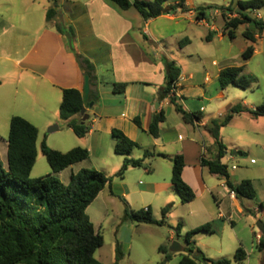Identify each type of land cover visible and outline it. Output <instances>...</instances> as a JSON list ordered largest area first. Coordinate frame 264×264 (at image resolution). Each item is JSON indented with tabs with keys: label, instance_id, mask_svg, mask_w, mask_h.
<instances>
[{
	"label": "crops",
	"instance_id": "0c3cea01",
	"mask_svg": "<svg viewBox=\"0 0 264 264\" xmlns=\"http://www.w3.org/2000/svg\"><path fill=\"white\" fill-rule=\"evenodd\" d=\"M178 3L180 1L174 5ZM185 6L188 9L191 7L187 1ZM52 9L55 12L49 24L47 15ZM188 12L190 17L195 16L197 22L206 21L198 20L197 13L193 10L189 9ZM223 14L231 17L229 11L217 8L214 12V15H220L223 20L222 32L219 34L221 38L227 36L223 31ZM159 18L174 21L181 16L163 15L146 21L134 8L125 11L108 0H0V127L5 130L9 124L10 128V121L16 116L34 125L39 131L37 159L39 151L42 153L44 141L48 147L61 153H67L76 147L87 149L88 160L56 175L65 185L70 183L71 175L83 169L98 170L108 177L113 175L111 173L118 172L125 157L115 154L112 132L121 131L139 146L132 152L130 159L141 160L146 151L154 153L155 156L146 160L145 168H130L122 180L118 179V182L107 186L88 207V216L90 208L97 204L95 214L103 217V223L112 217L116 209L120 224L129 223L131 228H136V224L125 219L128 210L150 208L156 220H160L155 211H162L166 206L172 205V211L165 218L163 226L171 231L163 241L156 242L158 247L168 252L166 243L169 242V246L174 243L178 227L179 235L182 232L186 235L209 224L212 232L197 234L189 245L190 249L195 248L198 235L206 234L213 238L209 244L214 246L212 250L218 254H235L241 247L248 255L245 262L261 264L264 250H260L258 245L264 240V234L257 231L256 225L259 221L264 223V144L259 141L264 136L262 123H251L246 129L250 140L245 148L250 155H261L260 164L257 165L252 159L251 164L254 166H247L240 173L237 172L236 165L235 170L231 168L232 172L228 167L229 180L233 185L250 180L256 190V200L239 199L228 189L225 179L212 175L202 166L203 159L214 160L218 155L214 139L205 130V126L214 116L206 113L210 101L222 98L223 95L219 93L215 98H207L206 89L196 83L204 69L188 67L182 57L178 58L186 53L189 40L181 41L182 46H179L177 52H169L164 35L152 28L153 22ZM56 24L73 31V36L70 34L72 46L94 64L97 77L92 98L97 94L98 99L85 106L89 133L81 142L66 150L59 147L66 145L67 137H59L57 141L55 137H51L55 132L47 133L46 129L57 126L58 131H61L59 109L63 92L75 89L84 95L86 77L67 38L56 30ZM176 24L179 22L176 21ZM211 31L218 30L213 25ZM261 35L257 34L256 38ZM165 59L181 66L176 96L183 109L189 114L203 115L202 120L195 121L194 125L183 121L170 98L159 100L160 93L166 87ZM200 63H203L201 59ZM218 65L217 61L212 62V66L216 67L214 72L217 79L223 70L230 68ZM204 79L206 84H211V78L206 72ZM114 84H126L124 94H115ZM187 99L191 103L186 104ZM203 100L205 104H194ZM160 111L165 114V122L160 125V137L155 139L148 130ZM227 113L225 109L219 115L221 117ZM172 116L177 121L168 123ZM135 118L140 119L141 127L134 123ZM62 127L74 134L66 125ZM54 143L57 146L54 147ZM256 150L258 153H255ZM239 151L241 155L247 154L245 150L239 149L234 155ZM7 153V139L0 136V161L5 162L6 166ZM158 154L169 157L180 155L184 158L182 178L196 194L193 202H181L171 184L172 163L158 157ZM227 155L228 150L225 156ZM222 163L225 164L223 160ZM132 172L137 173L144 181L140 182L138 188L129 182ZM119 199H123L126 204L121 209L117 205ZM89 218L94 225L92 218ZM98 223L102 227L103 224ZM142 243L144 239L136 236L133 231L120 238L117 251L119 250L123 258L122 249L131 250L134 246L140 247Z\"/></svg>",
	"mask_w": 264,
	"mask_h": 264
},
{
	"label": "trees",
	"instance_id": "16d2710c",
	"mask_svg": "<svg viewBox=\"0 0 264 264\" xmlns=\"http://www.w3.org/2000/svg\"><path fill=\"white\" fill-rule=\"evenodd\" d=\"M122 10L134 8L144 20H150L163 15H175L177 10L186 11V0H181L175 6H168L170 0H155L153 2L143 0H108ZM264 8V0L239 1L237 4V16L224 18V34L230 40L236 39L240 26H253V30L247 29L243 37L252 45L242 53V59L249 61L254 53L256 35L264 33V22L261 19H253L248 12H255ZM198 10L197 19L206 17L205 10ZM223 11L231 12V9L221 7ZM54 10H49L47 21L50 24L54 16ZM56 30L63 36L73 31L64 29L60 24L55 25ZM215 33L211 32L207 41L213 39ZM182 46V42L180 43ZM77 62L85 77L89 79V95L87 100L78 90L68 89L63 92V99L59 109L60 120L79 138H84L89 133V127L83 121L86 114L82 115L85 106L98 99L93 96V88L97 85L96 69L94 64L83 54L71 47ZM166 87L160 93L159 100L170 98L175 111L182 116L185 123L194 125L195 121L202 120V113L189 114L179 102V98L172 94V89L178 84L181 69L174 62L165 59ZM244 66L230 67L223 70L218 83L222 90L234 86L248 90L254 84V79L244 74ZM126 84H114L115 94L122 95ZM248 113L254 118L264 117V105L254 110H249L242 103L232 107L222 118L211 120L205 126V130L212 136L218 147V155L214 160H202V166L221 179L226 180L228 189L235 193L239 199L256 200L257 193L250 180H244L238 185H233L229 180V172L226 164L222 163L227 148L221 137L222 128L228 126L237 116ZM165 122V114L160 111L150 128L149 134L158 139L160 137V125ZM134 123L141 127L139 118ZM38 129L21 117H13L10 121L9 135L7 138L8 153L7 166L0 161V264H101L95 259L96 252L104 246V237L100 230H96L88 214V207L95 201L98 195L111 186L113 178L103 172L94 169H83L71 175L70 183H62L57 174L71 166L82 163L89 158V151L83 148H74L67 153H61L50 149L46 142L42 143V153L46 158L52 173L41 178L31 179V173L37 162ZM112 137L115 141L114 152L118 156L125 157L122 168L116 178L122 180L130 168H145L146 160L155 154L146 151L141 160L130 159L132 152L138 148V144L128 139L121 131L113 130ZM238 154H242L240 151ZM160 158L172 163L171 184L183 204H188L196 199V194L188 186L182 173L185 167L184 158L180 155L169 157L158 154ZM173 206L168 205L162 209V218L156 220L150 208L139 211L128 210L125 219L136 225L165 226V218L172 211ZM262 208V205H261ZM180 228L176 229L179 235ZM211 226L206 224L185 235V242L190 245L192 239L199 233H211ZM258 248L264 250V240H261ZM167 254V251L160 248ZM192 254L193 250L189 249ZM204 264H243L248 255L243 248H238L232 260L222 258L211 260L200 253ZM120 256V254H119ZM121 257V256H120ZM118 257V259H120ZM167 255L163 264L171 261ZM181 264H196V261L187 256H182ZM264 264V260L262 261Z\"/></svg>",
	"mask_w": 264,
	"mask_h": 264
},
{
	"label": "rangeland",
	"instance_id": "374dc122",
	"mask_svg": "<svg viewBox=\"0 0 264 264\" xmlns=\"http://www.w3.org/2000/svg\"><path fill=\"white\" fill-rule=\"evenodd\" d=\"M143 1L153 2L155 0ZM179 1L181 0H170L167 5L175 6L174 4ZM186 1L191 5L189 9L195 11L197 14L199 9L210 7V9L205 10V22H197L195 16L190 17L188 12L189 9L183 11V16V12L181 10H177L175 15L178 17L181 16V18H178L174 21H170L165 18H159L153 22L152 28L164 35V40H166V42L168 43L166 45L168 51L172 53L178 51L181 41H183L184 39H188L190 45L186 53L179 55L178 58L182 57V59L187 62L186 64L189 65L188 67H193L194 69H204L202 70L203 74L198 77L196 83L202 86L203 89H206L208 99L215 98L219 93H222V98H215L210 101V105L207 108L206 115L214 116V119H222L224 116L220 117L219 113L225 109L227 113L228 110L236 105L243 103L249 110H254L257 107L264 105V33L260 38L257 39L256 43L253 45L255 49L253 57L249 61H244L242 59V53L248 46L252 44L243 37V33L247 29L253 30V26L243 25L239 27L236 34V39L234 40H230L228 36L221 38L219 34H221L222 32L223 20L220 15H214V12L217 8L221 9V7H225L231 9V12H229V15H231V17H229L228 15L227 17L235 18L238 12V2L247 0ZM248 15L253 19L259 18L264 22V8L255 12H248ZM176 21H178L179 24H176ZM213 25L218 31H211V27ZM211 32L215 33L214 37L211 41H207V37ZM67 34L70 33H66L65 37ZM188 56L191 57L189 58ZM200 59L203 63H200ZM213 61H217V63L219 64L218 66H244V74L252 77L255 80L254 84L248 90H243L234 86H230L224 91L220 90L218 79L215 78L214 71L216 70V67L212 66ZM179 67L181 69V66ZM205 72L209 74V77L212 81L211 84L205 83ZM187 102L191 103L189 99L186 100V104ZM194 104H205V100H203V102L196 101L194 102ZM176 121L177 120L175 116H172L168 123H175ZM7 123L9 122L7 121ZM251 123H262L261 129L264 130V117L254 118L248 113L236 117L230 122L227 127L222 129L223 143L228 150V155L224 157L223 162L228 165L229 171L231 172V167L233 165H236L238 167L237 172L239 173L244 172L247 166H254L251 164L252 159L255 160V163H257V165L260 164L261 155H250L248 154V150L245 149L247 148V144L250 140L246 129L251 125ZM61 124V131H56L51 136L55 137L57 141L59 137H67L65 140L66 145H63L64 147L59 148H63L62 150H66L69 146H75V144L82 141V138L75 136L72 132L67 130V128L62 127L65 125L63 122ZM54 127L57 126L49 127L48 129H46V132H50V129ZM8 134L9 124L5 127V130L0 127V136H3V138L7 139ZM259 141L264 144V136H261ZM55 146L57 145H55L54 143V147ZM239 149L245 150L247 154L234 155V152L238 151ZM255 153H258L257 150ZM229 156L233 157V160L231 162H228ZM3 164L4 166H6L5 162ZM118 172L111 173L113 175L109 176L113 178L112 183L118 182V178H116ZM51 173L52 170L46 158L39 151V157L37 159L36 165L32 170L31 179L45 177ZM129 182L131 185H135L137 188L140 187V182L144 183L143 179H140L138 174L135 172H132L131 176H129ZM117 205L120 207V209L126 206L123 199L117 200ZM95 210H97V204H94L90 208L89 216L92 218L96 229H100L104 237V246L100 248L95 254V259L102 264H163L167 255H170L172 258L171 261L166 264H181L182 256L190 257L191 259L196 261V264H204V262L200 258V253H203L206 258L211 260H218L222 258L232 260L234 257V253H225V255H220L216 251L212 250L214 246L211 247V244L209 243L211 241L210 239L213 238L207 237L206 234H200L197 236L196 245L195 248L193 247V253L191 254L189 252L191 246H189L184 240L185 232H182L179 237L177 235L174 241L183 248V251L172 253L170 251V248L172 247L173 243H170L169 246V242H167L166 246L168 248V252L167 254H165L160 251V247H158L159 245H156V242H158V240L163 241L164 237L169 231H171V229L167 227L159 228L150 225H135L136 228H131V224L129 223L120 224L117 218L116 209L112 217L108 221L103 223V217L95 214ZM155 212H157L158 217L162 218L161 211L156 210ZM98 222H101V224H103L102 227ZM133 231L136 233V236H140L144 239V243H142L140 247L134 246L131 250H126V248L122 249V253L124 254V257L122 258L119 256V250L117 251L119 240L125 235H130V233H132ZM118 257H120V259H118ZM243 264H250V262L248 263L247 261Z\"/></svg>",
	"mask_w": 264,
	"mask_h": 264
},
{
	"label": "water",
	"instance_id": "95a60500",
	"mask_svg": "<svg viewBox=\"0 0 264 264\" xmlns=\"http://www.w3.org/2000/svg\"><path fill=\"white\" fill-rule=\"evenodd\" d=\"M66 38L68 40V43L70 45V47H72V36L70 34H67L66 35ZM89 91H90V87H89V79L86 77L85 79V86H84V96H85V99L87 100L88 98V95H89ZM85 114V109L82 111V115ZM88 120V115H85V117L83 118V121H87ZM58 131V127H54L52 129H50V132H56ZM234 154H236V152H234ZM257 229L260 231L261 234H264V223H262L261 221H259L257 223ZM170 251L172 253H178V252H181L183 251V248L180 247L178 245V243L174 242L172 247L170 248Z\"/></svg>",
	"mask_w": 264,
	"mask_h": 264
},
{
	"label": "built area",
	"instance_id": "2783aa9c",
	"mask_svg": "<svg viewBox=\"0 0 264 264\" xmlns=\"http://www.w3.org/2000/svg\"><path fill=\"white\" fill-rule=\"evenodd\" d=\"M176 93H177V85L172 89V94L176 96ZM232 159H233L232 156H230V157L228 158V162H230ZM227 167H228V165H227ZM231 168H232L233 170H235L237 167H236L235 165H233ZM145 210H146V209H145Z\"/></svg>",
	"mask_w": 264,
	"mask_h": 264
}]
</instances>
